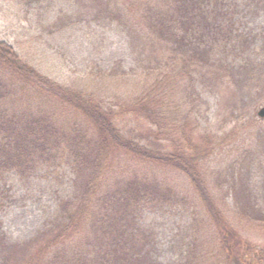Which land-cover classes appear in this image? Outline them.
Listing matches in <instances>:
<instances>
[{
	"label": "trees",
	"instance_id": "16d2710c",
	"mask_svg": "<svg viewBox=\"0 0 264 264\" xmlns=\"http://www.w3.org/2000/svg\"><path fill=\"white\" fill-rule=\"evenodd\" d=\"M75 2L76 10L52 23L53 30L81 21H114L129 37L134 67L126 71L117 61L110 70L97 71L100 83L109 80L104 87L116 90L109 104L104 94L43 74L0 38V183L10 173L29 178L61 160L74 175L72 197L58 203L54 218L32 240L12 243L0 232V264H158L138 216L144 207L178 199L160 181V169L187 176L215 227L217 241L208 251L197 254L191 242L176 264H264L261 248L242 241L221 209L202 170L207 147L194 141L202 103L197 76L240 87L243 105V99H253L257 81L263 83L264 41L257 64L230 69L215 63L213 50L222 40L242 35L234 29L231 0ZM251 2L264 8V0ZM127 119V126L131 121L136 128L120 123ZM173 130L194 145L193 153L182 146L168 151L148 144L152 134L158 138ZM262 143L256 150L259 163ZM123 161L122 170H115ZM259 163L254 169L258 186L264 173ZM236 175L230 192L241 219L264 221V198L256 184L251 188V181Z\"/></svg>",
	"mask_w": 264,
	"mask_h": 264
},
{
	"label": "rangeland",
	"instance_id": "374dc122",
	"mask_svg": "<svg viewBox=\"0 0 264 264\" xmlns=\"http://www.w3.org/2000/svg\"><path fill=\"white\" fill-rule=\"evenodd\" d=\"M231 1L234 29L242 35L218 43L213 50V60L230 69H239L246 62L254 66L263 55L264 8L251 0ZM76 8L75 0L33 3L0 0V38L11 43L23 59L43 74L78 90L104 94L108 103L114 104L116 90L104 87L110 81L101 84L96 73L110 70L117 61L126 71L134 67L129 37L119 24L111 20L81 21L53 30L52 23L59 17L71 15ZM240 38L244 41L241 42ZM231 72L234 76L239 74L238 71ZM219 82L208 75L197 76L196 86L202 103L195 117V145L207 147L201 153L205 154L203 174L229 223L242 235V241L258 246L264 255V221L241 219L230 192L234 173L238 180L251 181V188L256 184L257 171L255 173L254 169L259 163V146L262 147L264 141V118L258 116L259 109L264 107V79L263 83L257 81L252 92L254 102L247 97L249 100L243 99V105L239 97L240 87L229 88ZM114 108L118 106L114 105ZM120 123L127 126L128 119ZM127 127L136 128L131 121ZM202 136L207 138L206 142ZM147 141L150 147L170 151L182 146L187 153L194 152V145L187 144L178 130H173L172 134L165 132L158 138L152 134ZM259 164L264 166V161ZM124 166L123 161L114 169L119 171ZM158 172L160 181L172 187L178 199L144 207L138 222L150 235L148 248L153 261L176 264L191 242L196 244L197 254L208 251L209 246L217 241L215 227L210 226L211 220L187 176L170 169ZM263 175L260 185L256 184L255 188L264 198ZM73 178L66 160L42 166L29 178L14 173L6 175L0 183V232L7 241H30L45 229L54 218L58 203L72 197Z\"/></svg>",
	"mask_w": 264,
	"mask_h": 264
},
{
	"label": "water",
	"instance_id": "95a60500",
	"mask_svg": "<svg viewBox=\"0 0 264 264\" xmlns=\"http://www.w3.org/2000/svg\"><path fill=\"white\" fill-rule=\"evenodd\" d=\"M258 116L264 118V107H261L258 111Z\"/></svg>",
	"mask_w": 264,
	"mask_h": 264
}]
</instances>
